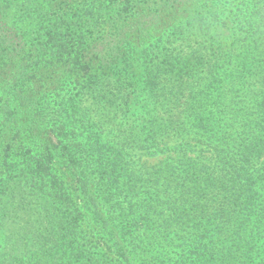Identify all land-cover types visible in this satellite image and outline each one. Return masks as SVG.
Instances as JSON below:
<instances>
[{
	"label": "trees",
	"instance_id": "obj_1",
	"mask_svg": "<svg viewBox=\"0 0 264 264\" xmlns=\"http://www.w3.org/2000/svg\"><path fill=\"white\" fill-rule=\"evenodd\" d=\"M42 1L50 3L36 9V44L22 47L28 30L2 17L0 0V187L15 173L36 190V228H19L10 243L0 219V264H112L109 256L135 264L137 250L149 256L157 235L166 241L171 229L196 231L178 264H264V211L253 216L264 205V103L252 117L220 127L209 110L220 115L224 93L213 101L160 102L141 70L148 47L164 50L167 41L161 65H179L176 41L209 57L214 84L241 85V74L264 65V17L253 19L264 0ZM163 28L180 34L166 38ZM25 52H36V66L19 61ZM228 63H237V75L216 77ZM93 70L109 73L101 89L119 101L104 131L87 127L85 115L68 112L69 98L56 96L72 76ZM256 70L258 77L263 70ZM25 88H36V134L10 128ZM158 104L169 105L161 117L151 111ZM188 129L194 136L184 138ZM140 147L169 151L168 162L126 175L122 167ZM223 243L236 250L203 260Z\"/></svg>",
	"mask_w": 264,
	"mask_h": 264
},
{
	"label": "rangeland",
	"instance_id": "obj_2",
	"mask_svg": "<svg viewBox=\"0 0 264 264\" xmlns=\"http://www.w3.org/2000/svg\"><path fill=\"white\" fill-rule=\"evenodd\" d=\"M40 3L47 5L50 1L3 0L1 9L2 17L8 18V20L13 19L22 22V27L25 26L28 30V37H24V39L20 41L22 47L36 44V9L41 10L45 7L41 6L42 4ZM195 6L193 5L192 9L195 14H198L202 9L196 8ZM59 7V9L63 8L62 5ZM263 7L264 4H260L259 6L257 5L254 10L253 19L255 18L258 24L264 17ZM188 8H190L189 5L186 6L187 10ZM235 9H237V7L233 8V10ZM242 10L245 11L244 8ZM53 14L54 10L52 7L47 15L51 16ZM174 30H166V28H163L162 33L166 38L168 35L173 36V31L175 36L180 34L175 28ZM262 32L264 35V30ZM165 37H163L162 40H165ZM186 43L188 46L191 44L190 42ZM171 44L174 50L180 51V57H178L179 65L172 66L171 68H165L161 65L162 61L165 59L164 51H166L165 48L167 49L168 41L164 50L160 47H158L157 50L148 47L144 55L141 70L143 71V75H146L147 82L153 84L152 99L159 100L160 102L172 100L197 101L206 97V99L213 101V96L218 92H222L226 97L223 104L224 106L220 108V115H216L217 110L213 108L209 110L213 115L211 117V124L216 123L220 127L232 124L233 122H240L245 117H252L253 114H256L258 104L264 103V65L260 68H253L249 74H241L242 77L246 76L244 79L240 80L241 85H234L228 82L216 85L211 79L214 77L213 74L208 72L209 69H211L209 57L205 59L202 53L195 50L179 48L178 42L176 41H172ZM29 53L30 52H25L21 54L20 58L24 59L19 61L24 62L25 59H32L33 64L36 66V56L34 55L36 52L33 54ZM212 66L215 70L217 69L214 65ZM157 67L161 69L158 70ZM236 68L237 63H232L231 65L228 63L222 69H217L214 75L219 78L228 75H237V73H233ZM256 69L263 70L262 73L258 72V77L262 79L254 76L257 73ZM58 74L60 73L58 72ZM108 74V72L101 71L100 77H98L94 71L86 73L84 77L81 75H74L56 95L63 100L69 98V102L66 106L68 112H78L85 115L84 120L88 123L87 127L96 128L99 131L105 130L107 116L112 118L115 117L114 107L119 103L116 97H107L106 93L101 89L107 84L106 82H108V79L105 78ZM90 82L93 86L89 85ZM101 83H103V85H100ZM83 86L85 88L84 90H82ZM108 90L110 89L105 88V91ZM22 96L25 100L17 106V111L15 112L16 116L12 118L10 128H14L15 126V129L20 128L21 131H26L27 133L34 132V134H36V88L32 91H30L29 88H25ZM101 99L107 101L108 105L105 106ZM59 104H61V102L56 101L52 103V106L57 108ZM168 109L169 105L164 106L158 104L152 107L151 111L153 116L161 117L168 112ZM192 113L193 111H186L187 117L183 120L184 125L189 126L191 124ZM193 136L194 134L191 133V129L184 131V138ZM200 148H202V145L201 147H195L197 154ZM167 153H169V151L157 153L154 149L145 150L140 147L130 151V167L125 166L122 168L125 170L126 175L133 177L132 174L135 170L141 169L146 171L147 168L164 166L168 162L166 159ZM18 180L19 178L16 177L14 173L12 174L11 180L6 182L3 181L0 187V219L2 221V229L5 232L3 238L6 242L8 241L10 243L18 241L19 228H25L26 226L29 228H36V190L33 186L22 185ZM35 180L36 177L33 178V182ZM135 185L136 188L138 187L139 189V184ZM261 210L264 211L263 204L259 206L258 210L256 209L257 212L253 215L254 219L259 216ZM167 213L169 214V212ZM204 229L206 230V228ZM199 232L200 231H197V234ZM170 233L169 239L167 237L168 241L167 239L166 241L161 240L163 239L162 236L157 235L154 245L149 247V256H144V254L141 253L143 249L137 250L139 253L138 255L134 254L135 264H178L185 256L186 252L192 249L189 238L195 237L196 231L194 229H187L183 232H177V230L171 229ZM187 239L188 241H186ZM139 240H143V237H140ZM182 242L186 243L185 245L187 247L184 246ZM209 242L210 241L205 242L203 248L211 247ZM262 242L263 241L253 243L252 247L254 251L261 250V246H263ZM0 244H3L1 240ZM140 246L146 245L140 244L139 247ZM217 246L218 245L215 247ZM223 250L230 252L236 249L232 243H223L219 246V250L216 248L215 251L212 250L207 252L203 260L206 258L216 259L221 257V255L224 254V252H222ZM216 253L221 255H216ZM109 259L113 261L112 264H118L112 256H109Z\"/></svg>",
	"mask_w": 264,
	"mask_h": 264
}]
</instances>
